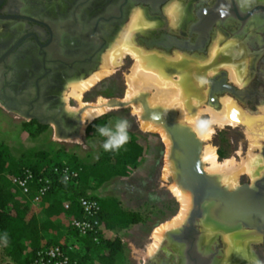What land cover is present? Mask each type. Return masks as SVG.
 I'll return each mask as SVG.
<instances>
[{
	"label": "flooded vegetation",
	"instance_id": "flooded-vegetation-1",
	"mask_svg": "<svg viewBox=\"0 0 264 264\" xmlns=\"http://www.w3.org/2000/svg\"><path fill=\"white\" fill-rule=\"evenodd\" d=\"M238 3V0H0V107L16 114L36 113L38 109L45 114L57 111L62 106L66 86L86 79L100 68L103 54L114 44L135 10L140 22L131 40L147 53L166 58L180 54L209 65L212 45L226 46L229 40L236 43L241 55L235 56L234 61L245 62L239 77L242 85L230 81L225 70H218L206 78L203 103L219 109L220 98L227 94L242 109L255 113L264 106V21L259 24L254 21L259 16L264 19V0H245L243 8ZM228 86L235 92L228 91ZM24 97L33 100V106H14ZM137 100L141 103L143 97ZM155 118L163 120L167 116L158 112ZM262 175L264 170L253 181L227 188L233 191L241 187L244 202L213 203L205 214L196 217L193 225L183 222L169 229L174 232L173 238L164 236L158 250L142 258V264H264V228H257L264 222L253 211L249 214L244 209V204H250L251 209L264 208V180L259 181L260 186L254 185ZM244 218L256 227H244ZM204 225L214 231L209 240L204 239L207 232ZM229 234L249 240L250 253L258 262L252 263L240 252L234 253V260L226 262L224 236ZM199 240L205 252L195 248Z\"/></svg>",
	"mask_w": 264,
	"mask_h": 264
},
{
	"label": "rangeland",
	"instance_id": "rangeland-1",
	"mask_svg": "<svg viewBox=\"0 0 264 264\" xmlns=\"http://www.w3.org/2000/svg\"><path fill=\"white\" fill-rule=\"evenodd\" d=\"M169 9L170 8H167V10ZM133 13L137 14L135 10L132 11V14ZM137 16L139 18L138 14ZM229 41L230 42H225L227 43L226 46H211V61L209 65L196 60H188L187 58L182 57L180 54L175 55V63H181L184 72L187 71L195 74H202L196 84V88L198 89V93L200 94L196 95L199 102L198 109L210 106L204 105L203 99H200L202 97L201 95H204L205 93V84L208 75L214 74L221 69L225 70L228 75V69L231 68L237 71L238 77L236 83L233 80H230L228 76L229 80L238 86L242 85L239 77L243 73L245 62L243 61V63H235L237 61H234V57L240 56L241 52H239L236 43H232V40ZM143 52L146 54H150L151 56L155 55L159 57V55L153 53H147L145 51ZM230 52L234 54L232 56L233 60L230 57ZM131 63L132 61L130 59L128 61L127 59V64L125 61V63L121 67L117 68L114 74L101 80V82H99L91 91L83 96L84 103L92 104L97 102L98 99L107 101L109 98H118L124 100L125 91L127 88V85L125 84V74L129 71L128 69L130 68ZM200 67L203 69H201ZM173 78L176 79L177 77L173 75ZM72 83L74 82H71L70 85ZM70 85L66 86L62 97L65 101V106H68L69 110L70 108H74L75 110L79 108L77 101L75 102V100H73L72 98L65 97L67 91L71 88ZM150 95L151 93H146L145 97L149 99ZM226 96L228 95L226 94L223 97ZM138 97L142 96L140 95ZM188 97L190 96H187V98ZM228 97L232 98L231 96ZM189 100L190 98L187 99L188 104ZM126 101L129 102L128 106L115 108L110 107L108 112L104 113L99 118L91 122L85 123L84 121L80 136L68 139L58 138L55 134L54 126L52 124L42 125L41 127L34 124V121L32 120L23 118L14 112L7 111L5 108L0 107V145L7 148L10 156L17 160L19 164H25L32 167H37L39 165L45 164L46 160H48V158L45 160L39 159L35 155L38 151L47 152L49 154L48 157L52 158L53 162L61 161L62 159L69 160V157H74L76 152L82 151V156L76 158H78L81 163L89 165L96 161L98 154H101V149L105 144L104 139L97 135L95 133V130L88 129V126L90 124L95 122L98 129L101 128L102 124H107L109 130H111L112 132H116L119 135L117 136L118 139L138 138L143 146V150L145 151L144 157L134 167H130V170L126 174L125 178H121L119 180L117 179L113 184L117 190L116 193L120 195V197H122V199H120V203L125 207H129L140 212L141 224L136 227H130L123 230L115 229L113 232H111L110 237L120 238L123 243L122 251L119 252L116 256L117 264H142V258L148 255L147 249L149 244L153 240L152 231L156 227L155 225H157L164 219L168 220V218L170 219L176 216L179 212L180 206L179 202L175 197L172 196L171 192L168 189V185L174 183L173 181L169 180V177L172 176V164L169 160L170 145L169 147L165 145L159 133L144 132L140 129V118L133 115L131 111L132 103L139 102L140 104V100ZM261 107L264 109V106H260L259 110L255 113L262 112V115H264V110ZM174 111L178 115V112L176 110ZM201 120L204 125H207L208 115H202ZM183 123L187 124L184 121ZM29 139H36V141L33 140V147H29ZM261 141L263 142V139H261ZM204 143L206 142H202V144ZM209 143L216 147L219 159L233 156L235 158L237 157L236 159L240 161L241 159L239 158L246 157L247 155V139L243 127H225L224 129L220 130L218 128H215V131L212 134V138L209 140ZM260 149L255 148L253 150L256 153L254 155L255 158H257L258 163L255 164L256 170L254 167L252 171L254 173L251 172L248 176V172L247 174L246 172H244L238 177L236 184L249 182L251 180L253 181L262 174L264 170V160L262 159V156L260 154ZM260 163H262V165ZM205 165L206 164L202 163L204 171ZM165 167H167V169L169 168V176L167 175V178L164 177ZM139 168L141 169V171H139ZM218 181L221 185H226L224 182L222 184V181L220 179H218ZM225 187L227 188V186ZM88 194L91 193L88 192ZM114 194L115 193H113V195ZM96 199H98V201L100 202V199L98 197H96ZM32 212L33 209L30 207L28 213L32 214ZM152 227L154 228L152 229ZM203 227L206 228L207 232L210 231L208 233L206 232L204 236L205 240H209V238L214 234V231L211 230L208 225H204ZM68 233L72 237H78L79 240L84 239L75 235V232L71 229L68 231ZM61 238L62 237L60 235L48 237V239H50L49 241L52 240V242H58L59 240H61ZM243 241V244L249 242V240L247 239H243ZM226 243L227 245L223 249H226L225 261L228 262L230 260H233L234 258L232 255L231 258L227 257V249L229 246L227 240ZM91 248L92 251L96 253L99 252L96 246L94 247L92 245ZM0 264H16L10 259L9 256H7L6 250L1 243Z\"/></svg>",
	"mask_w": 264,
	"mask_h": 264
},
{
	"label": "bare ground",
	"instance_id": "bare-ground-1",
	"mask_svg": "<svg viewBox=\"0 0 264 264\" xmlns=\"http://www.w3.org/2000/svg\"><path fill=\"white\" fill-rule=\"evenodd\" d=\"M238 2L241 8L246 4L245 0H238ZM254 21H256V24H259L261 21H264V19L259 16L255 18ZM139 22L140 19L137 14H131L129 22L114 44L103 54L100 68L86 79L72 83L65 97L72 98L75 102L77 101L78 107H86L82 113V119L85 123L99 118L110 109L106 104L107 101L98 99L95 103L86 104L83 101V96L91 91L101 80L114 74L117 68L121 67L127 59H130L132 63L129 71L125 74V84L127 88L124 100H132L134 97L144 94L146 96V93H151L149 99L145 96L143 97V102L148 106H161L167 110H176L178 112V115L176 114V120L186 122V125H188L194 135L202 142H206L202 144L199 155L201 162L206 164L205 171L209 174L216 175L218 179L222 181V184L223 182L226 184L225 186H227V188H233L241 174L244 172L247 174L248 172L249 176V173H251L256 166L257 158H255L254 154L256 153L253 150L255 148L260 149L262 146L261 139L264 140V115H262L261 111V113L245 111L233 98L228 96L220 98L221 106L219 109H215L212 106L198 109L199 102L196 95L200 94L198 93L199 91L196 88V84L202 74L184 72L181 63H175V55L169 58L157 57L155 55L151 56L135 47L132 44L131 33L133 29L138 26ZM233 55L234 54L230 52V57L232 59ZM237 74L236 70L231 68L228 69V76L230 80H233L235 83L238 77ZM173 75L177 78L174 79ZM187 96H190L188 97L190 98L189 104L187 103ZM201 96L200 99H204V96ZM140 104L139 102L132 103L131 110L132 114L139 118L142 114ZM66 108L68 109L69 107L66 106ZM70 110H74V108H70ZM204 114L208 115L207 125H204L201 120ZM140 127L145 131L159 133L162 141L167 147L171 144L169 136L164 129L154 124L152 121L140 118ZM225 127H243L245 130L247 155L246 157L239 158L241 159L240 161L236 159L237 157L235 158L233 156L219 159L216 147L209 143L215 128L220 130ZM262 163L260 164L262 165ZM168 169L165 167L164 177L168 175ZM168 188L172 196L179 202V212L169 221L154 229L152 232L153 240L147 249L148 255L155 253L167 230L177 228L185 221L191 208V194L187 190L182 189L175 183H171ZM225 238L229 245L227 257L231 258V255L233 256L234 253L240 252L241 255L243 254L242 256H245V258L252 263L258 262L250 253L248 247L249 242L243 244V239L234 234L226 235ZM200 245L199 240L195 248L199 252H205L206 250L203 248L201 249Z\"/></svg>",
	"mask_w": 264,
	"mask_h": 264
},
{
	"label": "trees",
	"instance_id": "trees-1",
	"mask_svg": "<svg viewBox=\"0 0 264 264\" xmlns=\"http://www.w3.org/2000/svg\"><path fill=\"white\" fill-rule=\"evenodd\" d=\"M42 127V125H39ZM95 133L105 141L101 154L93 164H83L76 157H69V161L81 168L78 185H71L65 182H55L52 190L45 197L48 206L45 210V218L39 220L34 214H29V203L21 202L11 189L9 180L4 173L16 175L22 167H29L35 172L45 171L53 162L49 154L44 151L36 152L39 159H47L45 164L32 167L19 164L7 151V148L0 145V243L4 246L7 256L16 264H26L30 252L36 249L42 239V233L56 229L52 218L60 214L64 207L61 200L52 199L50 196L59 192H66L72 199L74 195H85L88 189L89 178H95L100 184L114 175H126V166L135 165L143 151L140 140L118 139L116 132L108 129L107 124L97 128V124H90ZM95 197V196H93ZM103 228L115 229L125 227L130 223L141 221V215L136 212H129L120 209L114 199H100ZM69 210V209H66ZM79 215L78 209L75 211ZM30 252L25 254L27 248ZM95 247V246H94ZM98 253L91 252V244L86 241L87 251L79 255V264H117L116 256L123 249L120 238L103 239L96 246ZM94 250V249H93Z\"/></svg>",
	"mask_w": 264,
	"mask_h": 264
},
{
	"label": "water",
	"instance_id": "water-1",
	"mask_svg": "<svg viewBox=\"0 0 264 264\" xmlns=\"http://www.w3.org/2000/svg\"><path fill=\"white\" fill-rule=\"evenodd\" d=\"M227 89L230 92H235L233 87L228 86ZM144 96L145 94L142 95V97ZM132 100L136 101L137 97ZM62 101V106L51 114H45L40 109H38L36 113L19 111L17 114L29 120L35 119L42 125L52 124L58 138L68 139L78 137L81 134V128L84 123L82 113L86 107L83 106L75 110H68L65 106L64 99ZM32 103L33 100L28 101V99L24 97L19 99L14 106L29 105L31 107L33 106ZM141 103L142 114L140 118L157 124L163 128L169 136L171 142L169 160L172 164V176L169 177V180L173 181L181 188L188 190L191 194L192 210L190 209L184 223L188 222L189 225H193L196 217L200 216L201 213L205 214L213 203L220 201L235 205L236 203L239 204L241 201L244 202V197H241V187L230 191L219 183L216 175L203 171L199 156L202 141L194 135L185 123L176 120L175 111L164 109L161 106H148L143 101ZM106 104L109 107L115 108L128 106L129 102L123 99L109 98ZM158 112L167 116V119L160 120L155 118V114ZM177 125H179V128ZM261 151V154L264 156V145H262ZM178 153H181L182 156L176 157ZM260 180H264V175H262V178L255 181L254 185L260 186ZM250 206V204H244L246 212L247 210L248 212L253 211V213L258 215V218L264 222V208L259 206L251 209ZM243 225L249 228L256 227L246 222L245 218ZM257 228L259 230L263 229L264 223ZM173 233V230H167L164 236L173 238Z\"/></svg>",
	"mask_w": 264,
	"mask_h": 264
},
{
	"label": "built area",
	"instance_id": "built-area-1",
	"mask_svg": "<svg viewBox=\"0 0 264 264\" xmlns=\"http://www.w3.org/2000/svg\"><path fill=\"white\" fill-rule=\"evenodd\" d=\"M45 171L35 172L29 167H22L19 174L4 173L16 197L21 202L29 203L39 220L45 218L47 202L45 197L52 190L55 182L78 185L81 168L67 159L57 161ZM64 209L74 204L79 212L70 214L69 227L78 237L67 233L66 239L58 242L45 240L30 252L26 264H79V255L87 251L86 241L97 246L104 239V228L100 219L101 205L96 197L86 192L85 195H74L72 199L63 201ZM92 252V249H91Z\"/></svg>",
	"mask_w": 264,
	"mask_h": 264
},
{
	"label": "crops",
	"instance_id": "crops-1",
	"mask_svg": "<svg viewBox=\"0 0 264 264\" xmlns=\"http://www.w3.org/2000/svg\"><path fill=\"white\" fill-rule=\"evenodd\" d=\"M134 115V114H133ZM139 127H140V125H139ZM88 129H91V130H94V128L93 127H91L90 125L88 126ZM140 129L142 130V128L140 127ZM142 131H144V132H150V131H145V130H142ZM123 140H131V139H125V138H122ZM134 140H138V138H133ZM33 140H35L36 141V139H29L28 140V142L30 143L29 145V147H33V145H32V143H34L33 142ZM52 144H54V143H52ZM144 150L142 151V154L140 155V157L137 159V162H136V164L144 157ZM82 156V151H78V152H76V154H75V156L74 157H81ZM99 156H100V154H98V157H97V159L99 158ZM97 159H96V161H97ZM96 161H94V162H96ZM93 162V163H94ZM93 163H91V164H93ZM135 164V165H136ZM135 165H132V164H129V165H127L126 166V169H125V171H126V174L129 172V170H130V167H134ZM140 169V168H139ZM139 171H141V169L139 170ZM125 176L126 175H114V176H112L110 179H108V180H106V181H104V182H102V183H98L97 182V180L95 179V178H89V180H88V189H87V192H90L91 194V196H96V197H98L99 199H107V198H109V199H114L115 201H116V203H117V206L120 208V209H122V210H124V211H129V212H136V213H139L140 214V212H138L137 210H135V209H131V208H129V207H125V206H123L121 203H120V199H122V197H120V195H118L116 192H117V190H116V188H115V186H114V181H116L117 179L119 180V179H121V178H125ZM170 185V184H169ZM169 185H168V187H169ZM169 189V188H168ZM114 191V192H113ZM170 191V190H169ZM113 193H115L114 195H113ZM52 199H58V200H61L62 201V203H63V201H65V200H69V199H71L70 198V196H69V194H67L66 192H59L58 194H55V195H51L50 196ZM47 202V206H48V201H46ZM47 206H46V208H47ZM46 208H45V210H46ZM75 211H77V207L73 204L72 206H71V208L69 209V210H66V209H63V211L60 213V214H58V215H56V216H54L53 218H52V220H53V222L56 224V229H54V230H50V231H45V232H43L42 233V239H41V241H40V243L41 242H43V241H45V240H50V239H48V237H52V236H58V235H60L62 238V240H64V239H66V236H67V233H68V231L70 230V227H69V222H70V214L71 213H75ZM34 212V211H33ZM32 212V214H34ZM35 215V214H34ZM141 215V214H140ZM171 219V218H170ZM169 218H168V220L167 219H164L163 221H161V222H159L157 225H155L154 227L155 228H157V227H159L160 225H162V224H164L165 222H167V221H169L170 220ZM141 221H139V222H137V223H130V224H128L127 226H125V227H119V228H115V229H118V230H120V229H128V228H130V227H136V226H138V225H140L141 223H140ZM154 227H152V229L154 228ZM154 228V229H155ZM115 229H109V228H104V231H103V234H104V239H114V238H111L110 237V235H111V232H113ZM151 229V230H152ZM154 229H153V231H154ZM152 231V232H153ZM51 242H52V240H51ZM144 250V249H143Z\"/></svg>",
	"mask_w": 264,
	"mask_h": 264
}]
</instances>
